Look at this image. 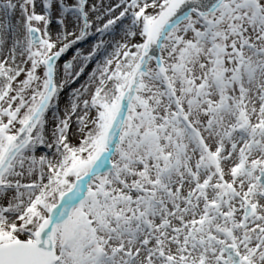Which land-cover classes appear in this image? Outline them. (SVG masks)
<instances>
[{
	"label": "snow or ice",
	"instance_id": "6c2138e0",
	"mask_svg": "<svg viewBox=\"0 0 264 264\" xmlns=\"http://www.w3.org/2000/svg\"><path fill=\"white\" fill-rule=\"evenodd\" d=\"M0 264H264V0H0Z\"/></svg>",
	"mask_w": 264,
	"mask_h": 264
}]
</instances>
